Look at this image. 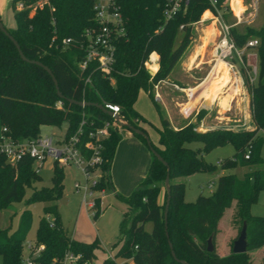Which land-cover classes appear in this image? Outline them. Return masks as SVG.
I'll return each instance as SVG.
<instances>
[{
  "label": "trees",
  "instance_id": "1",
  "mask_svg": "<svg viewBox=\"0 0 264 264\" xmlns=\"http://www.w3.org/2000/svg\"><path fill=\"white\" fill-rule=\"evenodd\" d=\"M18 1L25 3L23 10L15 9ZM35 1H10L16 26L7 31L27 59L39 61L51 70L62 96L57 95L48 73L36 64L23 61L13 43L0 31V128L5 127L6 134L14 140L34 139L41 133L42 126L59 127L64 122L68 134H71L84 119V141L89 131L113 121V117L100 108L93 105L81 107L70 103L69 99L100 105L104 102L117 104L124 119L146 133L137 121H147L134 109L139 91H146L159 110L152 92L153 85L168 77L194 36V24L210 7L208 0H188L182 2L170 18H166L164 10L169 0H121L125 34L115 40L114 59L110 72L106 74L94 60L87 62L83 70L80 69L86 55L84 45L88 41L85 30L95 24L92 1L50 0V5L37 9L30 16L27 6ZM223 3L224 0H219L220 5ZM221 9L226 11L224 5ZM243 9L239 0L235 11ZM180 32L182 36L176 44ZM231 33L238 48H242L248 40L257 41L256 46L249 48L256 54V78L252 83L246 80L253 127H215L198 131L206 113L203 109L197 113L194 122L178 129H173L161 117V128H157L158 145L151 144L168 169L151 153L152 161L143 181L128 196L117 195L127 205L120 222V244L115 259L105 258L101 264H181L179 260L188 264H264L263 256L253 263L249 253L264 249V215L256 216L250 212L259 191L264 189L263 168L255 167L242 179L233 173L220 174L214 191L207 196L199 194L193 202L184 200L185 184L175 181L194 173L214 171L216 166L206 162L203 154L227 144L234 147L235 153L219 161L222 169L237 164L257 166L264 162L260 157L262 139L259 133L264 131V25L259 29L247 28L239 34L231 30ZM64 38H70L67 46L62 45ZM153 52L158 55V69L151 74L145 63ZM149 68L155 70L156 63L149 64ZM86 78H89L88 83ZM58 101L61 102L60 107L56 106ZM132 134L146 145L142 136ZM120 139L121 134L110 129L102 141L97 190H104L107 186L112 188L110 166ZM191 142H200L202 147L190 149L186 144ZM248 150L249 158L246 159ZM167 172L170 203L166 235L164 207L167 193L164 179ZM62 179V169L54 165L51 185L37 188L34 184L41 178L33 170L32 159L24 157L12 165L0 153V210L19 202L26 188H31L30 195L25 198L27 203L56 201L62 193ZM161 190H164L162 202L158 199ZM233 201L230 223L236 228V235L228 241V254L221 256L215 248L218 223ZM100 210L97 199V208L92 215L94 219L99 216ZM44 212L52 216L54 224L50 226L42 218L36 229V240L45 245L40 258L43 264H48L52 257L67 250L80 252L86 258L95 257L99 248L97 239L82 242L69 236L60 223L55 204L46 206ZM31 221V215L25 211L13 232L0 228L2 264L20 263L22 245ZM148 222L152 223L150 231L144 228ZM243 223L246 224L247 249L244 253H233V241ZM209 237L214 247L212 252L207 251ZM169 242L175 258L171 255Z\"/></svg>",
  "mask_w": 264,
  "mask_h": 264
},
{
  "label": "rangeland",
  "instance_id": "2",
  "mask_svg": "<svg viewBox=\"0 0 264 264\" xmlns=\"http://www.w3.org/2000/svg\"><path fill=\"white\" fill-rule=\"evenodd\" d=\"M238 1L239 0H229L227 4H225L226 11L223 12L225 13L223 14L224 19L231 26V30H234V32L239 34L247 30V28H261L264 25V0H240L244 9L241 12H236L235 9ZM205 12H207V10L202 12L200 17L201 19H205L209 16V13L204 16ZM0 18L6 29L15 28L16 22L14 19V11L11 8L4 12ZM209 22L213 24L212 21L209 20ZM208 27L209 26L206 24H194V36L183 55L179 58L169 73V78L173 79L177 75L180 76L181 67L186 54L188 57L187 61L190 63L201 62V60H203L204 63L200 67H202L203 74L206 72L209 63L208 61H210L211 57V49L215 43V34H211V28ZM181 36L182 33L180 32L177 36L176 44ZM244 61L247 65L239 69L237 79H241L244 88V94L242 93L241 95L244 96V98H247V96H249L246 82L248 79L247 72L251 68V64L256 65V54L254 50H247ZM223 78L224 77H222L221 80H223ZM227 79V82L224 81L225 84L234 81L233 76ZM262 79L264 80V76ZM172 82L174 81H171V83ZM177 84L180 85L179 83ZM139 94L145 95L144 91ZM242 96H236V99L239 102V109H237V111L240 112V116L250 113V107L247 103V99H241ZM216 111L217 109H215L213 114H217ZM247 120L249 123L247 125H250V119L248 118ZM135 121H137V119H135ZM219 121H222V119ZM225 121L226 120H223L222 122ZM142 122L143 121L141 120L137 121L139 125ZM65 128V122L59 127L44 125L41 127V134H53L54 137H58L62 135ZM151 131L157 135L155 129L151 128ZM261 139L260 157L264 161V131L261 133ZM186 146L190 149H198L202 147V144L200 142H191L187 143ZM234 153L235 149L231 144L216 147L210 152L203 154V158L206 162L216 166L214 171L198 172L188 177L176 178V182L181 181L185 184V201L193 202L199 194L205 196L210 195L216 187L217 179L220 174L233 173L236 177L242 179L248 171L255 169V167L263 168L264 170V162L263 164L257 166H242L237 164L234 167L222 169L219 161L227 157H231ZM53 168L54 165H52L50 161H47L38 173L41 180L35 182L34 186L37 188L50 186V178L53 174ZM59 168L62 169L63 173V189L60 197L56 201L52 202L36 201L33 203H27L25 198L30 195L31 188H26L25 195L19 202H14L7 208L0 210V228H7L9 233L13 232L18 226L22 214L26 211L31 215L32 221L25 239H34L36 237V229L39 220L42 218L46 220L47 216L52 217L44 212V208L48 205L55 204L60 223L69 236H71L74 230L77 231V233L82 234L77 238H80L83 241H92L97 239L99 248L95 251L96 262H101L103 259L108 258L109 254L114 256L120 244V222L123 219V214L127 211V205L117 196L120 193L113 194L112 188L109 186L105 187L100 214L94 219L92 217V212L86 209L81 203L82 190L76 191L74 189L75 182L83 183L84 181L81 172L73 165L63 167L60 166ZM234 204L235 202L233 201L231 207L225 209L219 220L218 232L216 235L217 242H228L236 235V228L230 223ZM250 212L252 215L256 216L264 215V189L259 191L256 202H254L250 207ZM144 228L146 231H150L152 223H146ZM249 253L253 263H257V259L262 256L264 257V249L262 251H250ZM117 261L120 262L119 259ZM0 264H2L1 256Z\"/></svg>",
  "mask_w": 264,
  "mask_h": 264
},
{
  "label": "built area",
  "instance_id": "3",
  "mask_svg": "<svg viewBox=\"0 0 264 264\" xmlns=\"http://www.w3.org/2000/svg\"><path fill=\"white\" fill-rule=\"evenodd\" d=\"M91 1L95 24L85 30L88 41L84 45L86 55L83 62L80 63V69L83 70L87 62L94 60L97 62V67L103 73L108 74L114 59L115 40L125 34V20L120 7L121 0ZM187 1L169 0V5L164 10L165 17L170 18L178 10L181 3ZM228 1L224 0V3L220 5L219 0H208L210 7L207 12L209 16L201 21L209 19L215 26V43L211 49L212 61L223 63L227 71L236 77L239 69L247 65L244 61L247 50L256 46L257 41L248 40L242 48L236 46L232 37L231 26L224 19L221 9V6H225ZM45 5H50V0H36L29 4L27 6L30 9L29 15L32 16L37 9H42ZM25 7L26 5L22 1L15 4L16 10H23ZM50 9L54 10L53 7H50ZM69 43L70 38L62 40L63 46H67ZM247 75L250 83L255 81L256 65L251 64ZM85 82L88 83L89 78H86ZM154 98L159 99L157 91L154 92ZM56 106L60 107L61 102L58 101ZM102 107L124 119L117 104L104 102ZM84 123L85 120L82 119L78 128L71 134H68L66 125L64 132L58 137H54L53 134L43 135L40 133L31 140H14L6 134L7 129L2 127L0 128V153L4 155L6 162L12 165H15L24 157H29L32 159V167L36 174L40 172L47 161L58 167L75 166L81 172L84 181L83 183L75 182L74 189L76 191L82 190L81 203L93 215L97 208V199L101 208L102 193L104 191L95 188L100 175L102 141L108 136L110 129H115L120 134L126 128L121 126L119 121L113 119V121L105 122L103 126L89 131L87 139L83 141ZM249 153L248 150L245 154L246 159L249 158ZM46 220L50 226H53L52 217L47 216ZM44 250L45 245L38 242L36 238L25 239L19 264H43L40 258ZM95 258H86L80 252L67 250L61 255L52 257L48 264H101V262H96ZM106 259H115V257L109 254Z\"/></svg>",
  "mask_w": 264,
  "mask_h": 264
},
{
  "label": "crops",
  "instance_id": "4",
  "mask_svg": "<svg viewBox=\"0 0 264 264\" xmlns=\"http://www.w3.org/2000/svg\"><path fill=\"white\" fill-rule=\"evenodd\" d=\"M10 1L0 0V17L10 8ZM201 20L197 23L208 25V28H211V34L214 35V25L209 20ZM151 54L156 53L153 52ZM187 60L186 54L180 76L177 75L171 79L168 75L166 79L160 80L153 85V94L155 91L159 94V99H155L159 110L155 108L146 91H144L145 95L138 94L134 103V109L147 121V123L142 122L140 125L146 131L152 144L158 145L159 135L158 133L157 135L152 133L151 128L155 129L156 132L157 128H161V117L165 118L173 129H178L187 123L194 122L197 113L201 109L206 110V113L200 121L199 130L204 131L215 127H232L234 129L252 128L253 124L250 113L240 116V112L237 111L239 109V102L236 96L244 94L241 79L239 78L238 80L237 76L232 75L234 77L233 82H229L228 84L224 82V85L222 84L218 89H215L219 84H211H213L216 76L220 73L219 66L223 65L227 69L226 66L220 62L214 63L210 57L208 68L203 74L202 67H200L204 63L203 60L194 63H190ZM149 63L150 57L146 64L149 71L154 74L158 69V55L155 70L149 68ZM231 74V72L227 71V78L232 77ZM171 81L177 82L180 85L174 82L171 83ZM142 91H139V93ZM245 98L244 96L241 97V99ZM246 99L249 105V96ZM215 109H217V114H213ZM248 118L251 122L250 125H247L249 124L247 122ZM220 119L227 122L219 121ZM262 132H259L260 135ZM120 134L121 139L115 148L110 166V180L113 194L120 193L123 196H128L145 178L152 161V155L148 147L139 138L134 136L132 132L123 129ZM163 197L164 190H161L158 198L160 202H162ZM103 199L104 191L102 193ZM81 235V233H77L74 230L71 234L74 240L91 242V240L83 241L77 238ZM215 248L221 256L229 252L228 242L216 241Z\"/></svg>",
  "mask_w": 264,
  "mask_h": 264
},
{
  "label": "water",
  "instance_id": "5",
  "mask_svg": "<svg viewBox=\"0 0 264 264\" xmlns=\"http://www.w3.org/2000/svg\"><path fill=\"white\" fill-rule=\"evenodd\" d=\"M0 31L9 38V40L13 43V45L15 46L20 58L23 60V61H26V62H29V63H33V64H36L40 67H42L47 73L48 75L50 76L54 86H55V90H56V93L58 96H62L61 95V92L59 90V87H58V83H57V80L56 78L54 77L53 73L51 72V70L46 66V65H43L41 62L39 61H35V60H29L27 59L24 54L22 53L21 49H20V46L19 44L17 43V41L9 34V32L7 31V29L3 26L2 22H1V18H0ZM69 102L70 103H73V104H76L78 106H81V107H84V106H90V105H93L95 107H98L100 108L102 111H104L105 113H107L108 115H110L111 117H113V119L115 121H119L121 126L127 128L130 132H133L135 134H138L140 136H142L145 141H146V145L149 149V151L159 160L161 161L168 169V166L166 164V162L162 159V157L154 150V148L152 147V144H151V140L149 138V136L141 129L139 128H136L134 126H132L131 124L128 123L127 120L123 119V118H120L119 115L117 114H114L113 112L109 111V110H106L102 107V105L100 104H95V103H90V102H86V101H76V100H73V99H69ZM197 130L199 131V128H197ZM164 188H165V191L167 193V197H166V202H165V207H164V229H165V232H166V235H167V226H166V218H167V212H168V207H169V203H170V187H169V172L166 173V176H165V179H164ZM169 247H170V250H171V255L173 258H175V254L172 250V246L169 242ZM213 243H212V238L209 237L207 239V251L208 252H212L213 251ZM246 249H247V242H246V224L243 223V226L241 228V231L238 235V237L233 241V245H232V252L233 253H244L246 252ZM179 262L181 264H188L187 262L183 261V260H179Z\"/></svg>",
  "mask_w": 264,
  "mask_h": 264
},
{
  "label": "bare ground",
  "instance_id": "6",
  "mask_svg": "<svg viewBox=\"0 0 264 264\" xmlns=\"http://www.w3.org/2000/svg\"><path fill=\"white\" fill-rule=\"evenodd\" d=\"M151 63H157V56L155 55V54H152L151 56H150V63L149 64H151ZM220 67V73L216 76V79L213 81V84H211V85H217V84H219V86H221L222 84L224 85V81L225 82H227L228 81V79H227V69H225L224 67H223V65H220L219 66ZM222 77H224L223 78V80H221V78ZM210 79V78H209ZM236 79V78H235ZM236 81V80H235ZM209 82V81H208ZM210 85V84H209ZM207 86V85H206ZM229 105V104H228ZM227 107V106H226Z\"/></svg>",
  "mask_w": 264,
  "mask_h": 264
}]
</instances>
